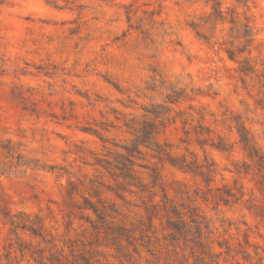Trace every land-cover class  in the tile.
Listing matches in <instances>:
<instances>
[{"label":"rangeland","instance_id":"1","mask_svg":"<svg viewBox=\"0 0 264 264\" xmlns=\"http://www.w3.org/2000/svg\"><path fill=\"white\" fill-rule=\"evenodd\" d=\"M218 1L228 19L233 10L234 14H239V20H244V13L250 16L255 39L241 56L250 57L258 69L256 74H260L264 67V0ZM25 2L0 0V101L15 102L21 118L32 124L27 130L17 127L11 131L0 122V264H39L37 259L41 256L50 263L52 251L73 258L72 249L75 253L83 252L81 255L88 257L90 264L130 263L114 244L106 245L103 236H95L91 225L76 213L74 202H83L82 195L91 196L90 190L82 189L77 193H70V190L80 179L89 182V178L116 186L107 169L95 163L96 156L113 157L122 150L116 145L130 144L132 135L126 131L124 119H151L145 109L153 103L170 106L169 115L177 117L175 122L167 124L159 139L171 142L175 153L195 157L203 163L214 161L217 167L209 191L200 177L166 163L160 168L169 194L181 200L175 196L170 184L174 179L182 181L193 203L215 227L216 236L227 237L233 244L244 242L245 235L248 236L247 249L252 259L245 260L239 254L229 256L227 261L222 258L220 264H237V261L255 264L259 257L262 258L260 263L264 264V220L260 216L264 207V103L259 102L263 96L261 80L264 78L256 74L245 76V82L241 78L238 62L225 50L237 30L228 20L213 19L215 0H174L181 13L176 17L175 26L191 38L195 49L188 55V62L194 67L196 78L190 76L185 83L179 77L161 74L138 84L124 81L116 90L86 83L84 75L97 61L84 58L105 33L113 36L124 25L130 33L134 32L130 21L135 11L145 7L144 4H138V0H132L130 4H116L115 0H62V3L60 0H43L58 12L75 14L72 20L59 22L67 35L60 40V47L54 54L59 56L69 51L76 59L67 65L54 60V54L49 53L41 64L24 61L22 68L19 66L22 57L17 55L15 60L11 59L8 48L9 34L32 35V29L25 25V21L31 20V15L24 14L22 5ZM153 3H156L155 12L137 18V27L145 19L149 25L155 23L152 17L159 15L163 6L157 0ZM105 7L117 9L107 20ZM97 9L100 10L98 15L85 18L86 11L96 12ZM101 22L103 30L97 27ZM52 23L55 26L56 22ZM165 23L174 26L167 17L159 21L161 27ZM141 35L149 39L148 31L142 30ZM48 39L51 42L52 37ZM108 47V44L100 45L99 63L116 61L114 52L105 51ZM30 68L33 70L29 71ZM21 76L27 78L24 84L12 83V77L18 81ZM177 92H182V99L169 102L168 96ZM185 117L188 118L186 125L182 121ZM199 125L208 130L205 127L202 130ZM240 127L247 130L251 139L248 147L241 141ZM198 135L207 138V142L202 145L197 140ZM181 139H187V142ZM219 141H223L229 150L211 144ZM33 142L40 147L32 148ZM145 150L146 153L137 160L138 169L143 180L150 181L152 166L161 164L151 155V150ZM224 185L232 188L239 199L229 204L220 201L217 194ZM198 187L206 194L197 193ZM127 195L132 199L129 217L145 214L142 200ZM203 195H207V199ZM104 196L117 200L121 206L125 204L111 192H104ZM19 211L41 215L52 242L43 241L29 231L20 230L18 235L15 234L10 215ZM86 213L92 215L91 211ZM140 249L141 254L133 252V259H138L140 264H167L163 255L153 256L142 245ZM215 249H220L217 242ZM130 250H133L132 246Z\"/></svg>","mask_w":264,"mask_h":264},{"label":"trees","instance_id":"2","mask_svg":"<svg viewBox=\"0 0 264 264\" xmlns=\"http://www.w3.org/2000/svg\"><path fill=\"white\" fill-rule=\"evenodd\" d=\"M213 9L211 15L214 20H228L234 25L232 28L237 30V34L228 41L230 46L225 50L231 59L238 62L237 70L245 82V76L256 74L258 71L250 57L241 56L255 39L250 16L244 13V20H239V14L237 12L234 14L233 10L230 19H228L226 11L218 0H215ZM236 40L241 42L237 44ZM256 75L264 78V67L261 73ZM261 88L263 96L259 102L264 103V81L262 80ZM182 97V92H177L168 96V101L176 103ZM170 110L171 107L166 104L153 103L151 107L145 109V114L150 115L151 119L147 117L124 119L126 131L132 135L130 144L116 145L122 150L117 151L113 157L96 156L95 162L107 169L116 181V186L99 181L97 178H89V182L80 179L72 187L70 193L87 189L90 190L91 196L82 195L83 202L78 200L74 202L76 213L80 219L91 225L95 236H103L106 245L114 244L116 249L130 261L129 264H140L138 259H133V252L141 254L140 245L153 256L163 255L167 264H220L222 258L227 261L229 256L235 257L239 254H242L245 260H251L252 254L247 249L248 236L245 235L244 242L238 241L236 244H233L227 237L220 239L219 236H216L215 227L193 203V198L185 183L174 179L170 184L175 191V196H179L181 200H177L176 197L169 194L160 168L166 163L184 173L200 177L209 191H211L210 183L214 180L217 171L214 161L203 163L195 157L175 153L171 149L173 146L171 142L168 140L162 142L159 139V135L166 130L167 124L176 121L175 115H169ZM182 121L186 125L188 118L185 117ZM199 126L204 130V125ZM83 130L99 132L97 129ZM238 130L241 141L246 147L250 146L251 139L247 130L244 127H240ZM185 133L189 134V130L185 129ZM181 140L187 142V139ZM197 140L202 145L207 142V138L199 135ZM211 144L222 150H229L223 141ZM146 148L152 151L151 155L156 157L158 163L161 164V166H152L150 181H144L140 176L138 169L140 165L137 161L146 153ZM219 190L217 197L225 204L239 199V196L227 185ZM104 192L115 194L126 204H123L125 209L117 200L106 198ZM199 192L206 194L201 187H198L197 193ZM127 194L135 195L142 200L145 214L129 217L128 210L130 211L129 205L132 203V199ZM203 197L207 199V195H203ZM86 211H91L92 215L87 214ZM260 216L264 220V207ZM71 222L69 220V223ZM10 224L12 231L17 235L20 230L29 231L33 236L41 237L43 241L52 242L48 238L50 231L45 226L44 218L39 214L33 216L29 212L19 211L10 215ZM216 242L220 247L219 250L215 249ZM130 246L133 247V250H130ZM82 253H75L72 249L71 256L73 258H69L67 255L52 251L51 257H49L50 263L43 256L37 260L39 264H90L88 257L82 256ZM80 255L83 262L80 261ZM261 259L259 257L255 264H262L260 263ZM121 264L125 263L121 262ZM237 264L242 263L237 261Z\"/></svg>","mask_w":264,"mask_h":264},{"label":"clouds","instance_id":"3","mask_svg":"<svg viewBox=\"0 0 264 264\" xmlns=\"http://www.w3.org/2000/svg\"><path fill=\"white\" fill-rule=\"evenodd\" d=\"M60 2L62 3V0ZM157 2L162 4L163 11L159 15H153L154 24L149 25L145 19L139 27L136 26L137 18L145 16L147 12L154 13L156 10V3H153V0H138V4H144L145 7L135 11V16L130 21L134 32L130 33L127 25H124L116 31L115 35L109 36L105 33L98 43L91 46V52L84 59L87 61L96 60L97 63L90 67L88 73L84 75L86 83L89 85L95 83L98 86L116 90L124 81L129 84H138L141 80L157 78L161 74L170 78L179 77L185 83L188 82L190 76L196 78V71L188 62V55H191L195 50L193 42L191 38L185 36L180 27L175 26L176 17L181 15L179 8L174 0H157ZM115 3L130 4L132 0H115ZM22 7L25 10V15H31V20L25 21V25L32 29V35H22L20 32L9 34L11 38L8 54L13 60L17 55L22 57L19 66L23 68L24 61L35 62L39 65L45 60L47 54L55 53V50L60 47V40L64 35H67L65 30L59 27V22L72 20L75 18V14L66 11L58 12L43 0H32L30 3L26 0ZM99 11V9L96 12L86 11L85 18L90 19L91 16L98 15ZM103 11L108 14L105 16V20H107L117 9L105 7ZM120 11L122 13V9ZM166 17L174 25L173 27H169L168 23H165L163 27L160 26L159 21L165 20ZM120 18L124 19L122 14ZM43 21H49V23H42ZM52 22H56L55 26ZM97 27L104 29L102 22ZM108 28H111V25ZM142 30L148 31L149 39L143 38ZM96 35L99 36L100 33H96ZM50 36L52 37L51 42L48 39ZM103 44L110 45L105 51L115 53V62L99 63L97 54L100 51V45ZM53 59L71 65L76 57L69 51H65L59 56L54 54ZM32 70L29 69V71ZM26 80L27 78L24 76H21L18 81L12 77V83L24 84ZM30 86H34V84ZM0 122L11 131L17 127L25 130L32 127L30 121L21 118L17 112L16 103L12 101H0ZM10 138L15 139L11 136ZM31 147L39 148L40 145L33 142ZM28 172L30 173V169Z\"/></svg>","mask_w":264,"mask_h":264}]
</instances>
